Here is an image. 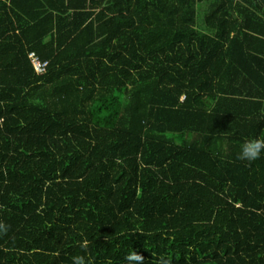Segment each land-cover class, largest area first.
<instances>
[{
	"label": "trees",
	"instance_id": "obj_1",
	"mask_svg": "<svg viewBox=\"0 0 264 264\" xmlns=\"http://www.w3.org/2000/svg\"><path fill=\"white\" fill-rule=\"evenodd\" d=\"M257 138L264 0H0V264H264Z\"/></svg>",
	"mask_w": 264,
	"mask_h": 264
},
{
	"label": "clouds",
	"instance_id": "obj_2",
	"mask_svg": "<svg viewBox=\"0 0 264 264\" xmlns=\"http://www.w3.org/2000/svg\"><path fill=\"white\" fill-rule=\"evenodd\" d=\"M264 149V138H257L245 141L240 146L237 159L253 161L260 157L261 150ZM130 261H135L136 264H142L143 256L137 253H133L128 257ZM73 264H84L83 257H73ZM160 264H168V261L162 260Z\"/></svg>",
	"mask_w": 264,
	"mask_h": 264
},
{
	"label": "built area",
	"instance_id": "obj_3",
	"mask_svg": "<svg viewBox=\"0 0 264 264\" xmlns=\"http://www.w3.org/2000/svg\"><path fill=\"white\" fill-rule=\"evenodd\" d=\"M28 56L37 74H44L47 71L48 61L41 60L34 51L29 52Z\"/></svg>",
	"mask_w": 264,
	"mask_h": 264
},
{
	"label": "rangeland",
	"instance_id": "obj_4",
	"mask_svg": "<svg viewBox=\"0 0 264 264\" xmlns=\"http://www.w3.org/2000/svg\"><path fill=\"white\" fill-rule=\"evenodd\" d=\"M206 7H208V2H206V1H203V2H199V7H198V18H197V20H198V22H201V19H202V17H203V13L206 11Z\"/></svg>",
	"mask_w": 264,
	"mask_h": 264
},
{
	"label": "crops",
	"instance_id": "obj_5",
	"mask_svg": "<svg viewBox=\"0 0 264 264\" xmlns=\"http://www.w3.org/2000/svg\"><path fill=\"white\" fill-rule=\"evenodd\" d=\"M206 9H207V7H206Z\"/></svg>",
	"mask_w": 264,
	"mask_h": 264
},
{
	"label": "bare ground",
	"instance_id": "obj_6",
	"mask_svg": "<svg viewBox=\"0 0 264 264\" xmlns=\"http://www.w3.org/2000/svg\"><path fill=\"white\" fill-rule=\"evenodd\" d=\"M28 24V23H27Z\"/></svg>",
	"mask_w": 264,
	"mask_h": 264
}]
</instances>
